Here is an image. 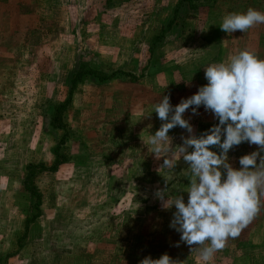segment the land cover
I'll return each mask as SVG.
<instances>
[{"label":"rangeland","instance_id":"1","mask_svg":"<svg viewBox=\"0 0 264 264\" xmlns=\"http://www.w3.org/2000/svg\"><path fill=\"white\" fill-rule=\"evenodd\" d=\"M248 8L264 12V0H0V264H140L165 253L180 264H264V207L210 262L175 246V208L155 193L187 202V165L159 169L147 143L163 95L179 104L207 84L204 67L241 50L264 59V24L231 36L219 27ZM60 103L64 128L52 126ZM198 113L184 114L197 136L218 123ZM187 135L169 131L173 146ZM256 148L235 146L229 162L239 168ZM18 203L39 221L29 237Z\"/></svg>","mask_w":264,"mask_h":264},{"label":"clouds","instance_id":"2","mask_svg":"<svg viewBox=\"0 0 264 264\" xmlns=\"http://www.w3.org/2000/svg\"><path fill=\"white\" fill-rule=\"evenodd\" d=\"M261 24L264 12L248 8L243 13L225 15L219 27L231 36ZM204 76L207 84L179 104L173 106L170 96L163 95L154 105L152 112L162 123L147 143L157 160L163 158L159 169L175 172L181 157L187 165L189 183L186 189L179 190L187 192V202L182 194L171 198L164 195L166 188H158L155 195L163 210L175 208L169 225L180 234L175 246L184 243L190 251L198 249L200 258L210 262L229 239L241 235L264 207L260 199L264 195V59L250 50H241L227 62L204 67ZM201 106L218 123L197 136L184 114L191 109L193 115H198ZM177 126L188 135L181 136L182 143L173 146L169 131ZM245 142L257 148L241 156L240 167L235 168L228 153ZM140 264L180 262L165 253L158 259L145 257Z\"/></svg>","mask_w":264,"mask_h":264},{"label":"crops","instance_id":"3","mask_svg":"<svg viewBox=\"0 0 264 264\" xmlns=\"http://www.w3.org/2000/svg\"><path fill=\"white\" fill-rule=\"evenodd\" d=\"M62 141H63V139H62ZM59 143H61V141L59 142ZM88 144H90V145H93V142H89ZM52 151V149L50 150V152ZM49 155H51V157H50V160L51 161H53V162H51V163H53L52 164V166L54 165V162H55V158H56V153L53 151V152H51V154H49ZM89 158H93V156H90ZM47 163V165H48V167H50L49 166V164L50 163H48V162H46ZM69 164V163H68ZM84 164H86V162H82V164H81V162H78L76 165L77 166H75V169H79L80 167H82ZM92 165V164H91ZM91 165L89 166L90 168H91ZM81 169V168H80ZM55 171H57V170H55ZM58 172V171H57ZM17 208H19L20 209V211H21V213H22V216H23V220H24V225H25V232H26V234L28 235V237H29V234L33 231V229H35V228H39L40 227V225H39V221L37 222V221H35V220H32L31 222H30V224H29V227H28V229L26 228V220L28 219V217H29V214H30V205L27 203L26 205H22V204H20V203H18L17 204V206H15L14 207V209H15V211H17ZM10 215H11V210H10ZM24 225H23V231H24ZM42 229H43V227H42ZM39 232V234L42 232L41 231V229L38 231Z\"/></svg>","mask_w":264,"mask_h":264},{"label":"trees","instance_id":"4","mask_svg":"<svg viewBox=\"0 0 264 264\" xmlns=\"http://www.w3.org/2000/svg\"><path fill=\"white\" fill-rule=\"evenodd\" d=\"M74 83H76V80H75V82ZM76 85V84H75ZM64 107H65V104L63 103H60V104H58L55 108H54V114H53V119H52V122H53V124L54 125H52V126H54V127H57V128H64V126L65 125H63L62 124V121H61V118H62V113H63V110H64ZM57 161H55L54 162V165L52 166V167H50V169H55L56 167H57ZM33 165L32 164H30L29 165V167H28V169L29 168H31ZM43 167V166H42ZM46 168V167H45ZM27 182V181H26ZM28 190H30L29 189V187H26ZM31 191V190H30ZM35 191V190H34ZM31 193H33V191H31ZM33 219V218H32ZM32 219H27L26 220V228L28 229V227H29V224H30V222L32 221Z\"/></svg>","mask_w":264,"mask_h":264}]
</instances>
